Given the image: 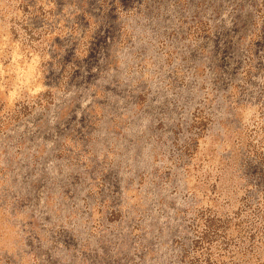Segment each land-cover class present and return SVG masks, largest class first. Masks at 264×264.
<instances>
[{"label": "rangeland", "instance_id": "rangeland-1", "mask_svg": "<svg viewBox=\"0 0 264 264\" xmlns=\"http://www.w3.org/2000/svg\"><path fill=\"white\" fill-rule=\"evenodd\" d=\"M0 264H264V0H0Z\"/></svg>", "mask_w": 264, "mask_h": 264}]
</instances>
